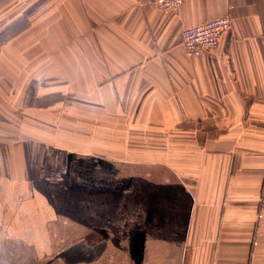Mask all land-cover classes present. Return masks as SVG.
I'll return each mask as SVG.
<instances>
[{"label":"crops","instance_id":"0c3cea01","mask_svg":"<svg viewBox=\"0 0 264 264\" xmlns=\"http://www.w3.org/2000/svg\"><path fill=\"white\" fill-rule=\"evenodd\" d=\"M224 16L188 57L181 31ZM12 18L28 21L0 43V190L86 158L112 174L85 264H264V0H0Z\"/></svg>","mask_w":264,"mask_h":264},{"label":"rangeland","instance_id":"374dc122","mask_svg":"<svg viewBox=\"0 0 264 264\" xmlns=\"http://www.w3.org/2000/svg\"><path fill=\"white\" fill-rule=\"evenodd\" d=\"M27 21V18H19L18 23L13 18L5 20L0 30L7 33L0 34V43L10 40L12 31ZM100 164L93 167L86 158L70 157L65 168L41 167L36 169L35 176H27L29 180L12 176L10 181L3 182L0 264H80L82 260L88 263L91 247H81L80 240L91 244L107 237L106 216L90 215L91 196L97 201V195L106 191V175L112 174V168ZM8 169L12 168H4L3 176ZM97 219L104 220L100 228L96 226ZM119 244L116 256L127 252L138 260L139 246L133 242L128 252L122 240ZM93 247L96 255L106 250L104 243ZM80 250H84L83 257Z\"/></svg>","mask_w":264,"mask_h":264},{"label":"built area","instance_id":"2783aa9c","mask_svg":"<svg viewBox=\"0 0 264 264\" xmlns=\"http://www.w3.org/2000/svg\"><path fill=\"white\" fill-rule=\"evenodd\" d=\"M186 0H150L152 6L164 12L179 8ZM228 16L211 19L203 24L186 27L181 31L182 46L188 57H198L214 51L221 37L230 31Z\"/></svg>","mask_w":264,"mask_h":264}]
</instances>
